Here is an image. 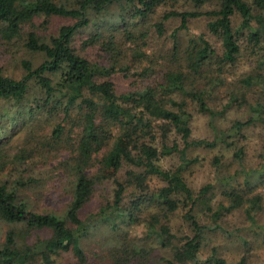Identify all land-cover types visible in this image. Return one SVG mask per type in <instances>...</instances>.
I'll return each mask as SVG.
<instances>
[{"label":"trees","instance_id":"16d2710c","mask_svg":"<svg viewBox=\"0 0 264 264\" xmlns=\"http://www.w3.org/2000/svg\"><path fill=\"white\" fill-rule=\"evenodd\" d=\"M178 1L0 0V40L22 41L28 52L44 58L36 67L22 61V76L18 79L5 76L0 69V101L22 102L35 84L42 96L37 108L48 116L62 113L52 131V141L59 143L66 134L77 132L71 162L66 167L71 199L62 216L29 209L21 192L38 183L34 174H28L32 171V158L24 151L9 157L0 148V172L9 165L23 168L14 179L0 182V222L11 226L0 236V264H35L38 259L49 263L62 254H71L74 264H86L81 242L96 222L109 225L114 231L122 230L123 240L117 241L113 264H129L141 249L137 242L128 240L126 229L140 221L137 213L147 203L157 204L161 211L141 221L146 239H155L162 247L171 246L172 240L182 242L173 248L172 259L165 264H201L199 254L209 235L218 233L232 238L238 232L220 225L225 215L242 211L250 226L259 227L256 218L263 211V200L253 192L264 185V143L254 169L242 164L243 148L233 152L240 169L230 176L220 173V159L215 158L213 181L197 193L188 187L182 170L197 162L187 158L190 148L212 149L219 143L231 146L227 141L242 136L246 128H264V0H186L190 10H166L150 30L135 33L136 25L151 20L161 7L174 6ZM208 4L213 9L202 10ZM41 17L62 18L71 23L49 36L24 31ZM202 17L208 20L207 36L188 27L190 20ZM173 20L179 25L170 35L173 44L169 62L176 66L158 72L160 78L150 85L116 92L111 80L115 74L150 78L152 64L131 73L129 59L135 63L147 59L142 47L146 46L150 31L153 28L156 35L163 37L165 25ZM90 27L93 31L87 33ZM180 31L188 36L185 47L178 42ZM92 51L100 53L103 62L90 60L88 54ZM243 52L252 60L251 71L240 77L218 104L212 102L215 91L226 85L225 68L235 67ZM254 88L260 89L261 94L250 99ZM232 108L244 109L245 119L219 128L216 122ZM32 110L33 107L29 109ZM193 111L207 117L215 135L212 140L192 137ZM105 149L104 159L116 176L123 172V179L117 176L114 180L112 202L84 220L81 211L99 182L88 171L95 156ZM172 156L179 159L178 166L163 169L160 158ZM240 176L242 181L237 183L235 179ZM153 178L163 186L151 192ZM215 186L220 187L222 200L213 207ZM130 187L135 199L130 209L123 210V195ZM179 195L190 205L183 217L191 235L178 239L162 220L178 209L179 200L174 197ZM195 206L210 219V225L199 221ZM33 231L46 236L28 239ZM206 261L226 264L217 257L215 248ZM237 264H246V257L242 256Z\"/></svg>","mask_w":264,"mask_h":264},{"label":"rangeland","instance_id":"374dc122","mask_svg":"<svg viewBox=\"0 0 264 264\" xmlns=\"http://www.w3.org/2000/svg\"><path fill=\"white\" fill-rule=\"evenodd\" d=\"M174 9L182 11L190 10V7L186 0H179L174 6L168 4L166 7H161L158 10V14L151 20H147L144 24L138 23L139 25L134 28L135 33L150 30L152 23L157 22L164 11ZM209 9H213V5L208 4L202 7V10ZM207 21L205 17L190 20L188 27L194 33L206 34L205 36H207ZM69 23L71 22L62 18L41 17L28 24L24 31L32 30L38 36H49L55 33L62 25ZM178 25L179 22L177 20L167 23L165 25L166 34L163 37L156 35L152 28L146 46L142 47V50L146 53V58L150 61L145 59L142 62L137 61L135 63L129 59L128 63H130L132 68L131 73L139 72L140 69H144L150 63L153 67V74L150 75V78L124 77L122 73L115 74L111 77V80L116 92L123 93L150 85L160 78L161 72L176 66L169 62L173 44L170 35ZM92 31L93 28L90 27L87 33ZM177 38L180 46L185 47L188 41L187 33L180 31ZM77 42L78 39L76 44H78ZM212 42L214 41L212 40ZM100 55L96 51L88 54L90 60L103 62V58ZM24 60L31 62L36 67L44 61V58L41 54L28 52L22 41L5 43L0 40V69L5 76L15 79L20 78L22 76V61ZM251 65V58L246 52H243L235 67L225 68L224 78L226 85L215 91L211 101L218 104L226 95L224 93L236 86L240 77L251 71ZM260 94V89L254 88L248 97L256 99ZM39 98H42L41 92L35 84H32L31 89L22 102L13 104L0 101V148L9 157L24 151L27 157L33 159L29 161H33V167L28 174H34L38 183L32 189L21 192V196L27 202L29 209L40 214L54 213L62 216L71 199L67 188L69 178L66 167L71 162L77 132L66 134L59 143L53 142L52 131L56 124L61 121L62 113L59 112L56 115L48 116L43 109L37 108L38 104L36 103ZM31 107H33V110L29 111ZM246 114L244 109L238 111L232 108L218 119L216 124L219 128H226L235 120L245 119ZM190 129L194 139L210 141L215 137L207 117L194 111L190 119ZM227 143H231V146L219 143L212 149L190 148L187 151V158L191 160L197 159V162L184 168L182 175L188 187L194 193H197L203 186L213 181L215 174L213 163L215 158L220 159V173L223 176H230L240 169L239 162L233 156V152L238 148H243L244 151L242 161L244 167L247 169L256 168L264 143V128L260 126L248 127L243 131L242 136L230 139ZM105 155L106 149L97 154L88 171V175L92 178L97 176L99 182L95 186V191L90 201L81 211V218L84 220L90 215L96 214L101 207L112 202L114 180L117 176L123 179V172L116 176L109 163L104 159ZM178 164L179 159L176 156L160 158L159 161V165L166 170H173ZM22 169L9 165L5 171L0 172V182L6 178L9 180L14 179ZM235 181L240 183L242 177H237ZM162 186L163 183L160 180L153 178L150 182V191H156ZM220 191V187L215 186L212 201L213 207L218 201L222 200ZM133 192L134 189L130 187L123 195V210L131 208L130 203L135 199ZM253 193L260 194L263 200V211L258 213L256 218L259 227L250 226L242 211L225 215L220 225L228 230H237L238 232L232 238H227L225 235L218 233L209 235L199 254L201 264H211L206 260L210 257L212 248L216 249L217 257L223 259L226 264H237L242 256L246 257V264H264V185L256 188ZM174 199L179 200V207L173 214L168 216L166 221L162 220V223L168 225L171 234L179 239L191 235L190 227L183 217L190 205L184 203L182 195L175 196ZM141 209V213H137L140 221L126 229L129 234L128 240L137 242L139 249H141L140 255L131 258L129 264H165L166 260L172 259L173 248L179 246L182 242L180 240H172L171 246L162 247L156 243L155 239L147 240L145 227L141 221L148 219L152 214L159 213L161 209L157 204L148 203L142 205ZM193 210L202 224H211L210 219L200 210L199 206H195ZM10 228V225L0 222V236L2 237ZM38 236H46V233L33 231L28 236V239H34ZM121 239L123 240V232L120 228L114 231L109 225L99 222L93 223L88 235L81 242L87 260L86 264H113L112 257L116 254L117 249L115 246L117 241H121ZM244 241L247 243L246 246L243 244ZM74 263L75 261L71 254H62L53 257L49 263L38 259L35 264Z\"/></svg>","mask_w":264,"mask_h":264}]
</instances>
